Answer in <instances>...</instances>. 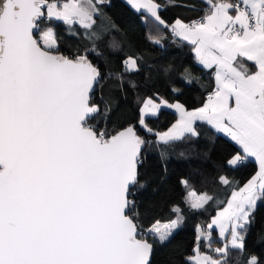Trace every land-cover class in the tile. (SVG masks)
Listing matches in <instances>:
<instances>
[{"label": "snow or ice", "instance_id": "6c2138e0", "mask_svg": "<svg viewBox=\"0 0 264 264\" xmlns=\"http://www.w3.org/2000/svg\"><path fill=\"white\" fill-rule=\"evenodd\" d=\"M127 3L148 26L150 44L160 45L168 30L211 74L201 106L189 110L148 98L134 119L113 121L115 94L140 87L129 76L139 75L143 57L128 54L119 67L111 65L99 46L105 33L97 31L105 0H0V264H153L156 249L169 244L185 221L178 206L172 209L176 218L163 224L144 208L149 152L159 147L166 176L169 147L198 138L197 122L238 146L224 151L217 167L236 168L254 158L258 171L232 191L206 228L197 226L185 264H264L248 253L246 242L257 204L264 202V0ZM167 7H186L196 16L169 23L161 15ZM61 23L73 36L79 25L88 43L62 52ZM108 47L122 51L115 40ZM195 79L183 75L188 84ZM161 105L179 114L163 133L147 122ZM219 181L230 184L225 176ZM180 183L190 189L188 180ZM212 199L194 191L185 197L194 211ZM257 242L264 243V234Z\"/></svg>", "mask_w": 264, "mask_h": 264}, {"label": "trees", "instance_id": "16d2710c", "mask_svg": "<svg viewBox=\"0 0 264 264\" xmlns=\"http://www.w3.org/2000/svg\"><path fill=\"white\" fill-rule=\"evenodd\" d=\"M157 2L167 4L168 0ZM177 2L191 5L200 4L201 0ZM101 11L102 15L97 18V31L105 34L99 46L107 54L111 65L119 67L121 57L128 54L143 57L139 75L129 76L130 79L137 81L140 87L135 92L129 90L126 93L115 94L117 104L111 113L113 121L134 119L146 97L157 100L162 98L168 102L177 101L187 109L201 105L205 93L210 90L211 74L196 62L186 42L174 38L168 30H164L161 44H150L145 39L148 26L142 23L140 14L124 0H105ZM161 15L171 23L176 18L185 21L195 18L196 13L186 7H167L161 10ZM112 24H115L118 30L111 29ZM75 27L79 32L76 36L69 34L67 25L61 23L57 27V38L62 52L74 51L88 43L84 39V30L79 25ZM156 34L153 32V35ZM113 40L122 45V51L119 53H113L108 47ZM98 63L101 67L104 66L103 59ZM166 68L169 71H165ZM185 72L196 78L191 84L183 80ZM174 87L179 88L180 92H173ZM176 116L175 111L162 106L156 115L147 117V122L154 132L160 133L171 126ZM197 130L200 132L198 138L177 141L169 147L166 176L159 158V147L154 145L149 152L146 176L150 178V183L142 196L144 208L148 209L151 217L165 222L170 218H176L172 209L178 206L185 221L169 244L156 249L153 264H185V258L192 254L195 246L197 226L205 228L216 211L226 204L232 191L238 189L257 169L252 159L246 160L236 168L217 167L223 161L222 153L233 152L238 146L202 122H197ZM151 138L156 139L154 136ZM162 176H165L163 180ZM221 176H225L230 184H221L219 181ZM181 180H188L190 189L186 190L180 183ZM188 191H194L197 195L206 193L213 199L204 209L194 211L185 200ZM253 215L254 222L246 236L247 250L250 254L264 258V243L257 242L258 237L264 234V202H258ZM216 235L217 230L214 229L213 236ZM218 242L217 238L213 239V244ZM231 255L234 257L237 253L232 252Z\"/></svg>", "mask_w": 264, "mask_h": 264}, {"label": "crops", "instance_id": "0c3cea01", "mask_svg": "<svg viewBox=\"0 0 264 264\" xmlns=\"http://www.w3.org/2000/svg\"><path fill=\"white\" fill-rule=\"evenodd\" d=\"M126 3H127V0H124ZM128 4V3H127ZM174 103H176V101H173V102H170V104H174ZM199 106H201V105H199ZM199 106H197V107H199ZM169 108V107H168ZM170 109H172L173 111H175L176 112V110L174 109V108H170ZM191 109H193V108H190L189 110H191ZM176 114H177V116H176V119H175V121L171 124V126L166 130V131H163V132H167L171 127H172V125L173 124H175L176 122H177V120L179 119V114L176 112ZM163 132H160V133H163ZM222 134V133H221ZM249 159H252L255 163H256V165H257V169H256V171H255V173L258 171V164H257V162L255 161V159L254 158H249ZM255 173L249 178V179H251L254 175H255ZM248 179V180H249ZM248 180L247 181H245L238 189H236V191H238L240 188H242L247 182H248ZM230 197H231V195H230ZM229 197V198H230ZM228 198V199H229ZM228 201V200H227ZM227 206V202H226V204L223 206V207H226ZM222 207V208H223ZM216 230H217V234H218V232H219V229H217V228H215ZM218 240H219V242H220V240H221V238L219 239L218 238Z\"/></svg>", "mask_w": 264, "mask_h": 264}, {"label": "rangeland", "instance_id": "374dc122", "mask_svg": "<svg viewBox=\"0 0 264 264\" xmlns=\"http://www.w3.org/2000/svg\"><path fill=\"white\" fill-rule=\"evenodd\" d=\"M148 98H151V97H146L144 100H146V99H148ZM151 99H152L154 102H156V103H160V100H161V99L157 100V99H154V98H151ZM176 102H177V101H176ZM169 103H170V102H169ZM179 103H180V102H179ZM141 106H142V104H141ZM162 106L167 107L166 105H161V107H162ZM223 208H224V207H223ZM223 208L218 209V210L216 211V213L210 218V220H209L208 223H210L211 220H212V218H214V217L217 215V213L220 212ZM174 219H175V218H174ZM165 222H167V221H165ZM165 222H161V223L163 224V223H165ZM208 223H207V224H208ZM206 226H207V225H206ZM205 228H206V227H205ZM217 229H218V228H217ZM213 238H217V239H218V238H219V237H218V234H217L216 236H213ZM219 239H220V238H219ZM214 246H216V247L221 246V243H220V242L215 243ZM191 255H192V254H191Z\"/></svg>", "mask_w": 264, "mask_h": 264}, {"label": "built area", "instance_id": "2783aa9c", "mask_svg": "<svg viewBox=\"0 0 264 264\" xmlns=\"http://www.w3.org/2000/svg\"><path fill=\"white\" fill-rule=\"evenodd\" d=\"M206 95H207V92L205 93V97H206Z\"/></svg>", "mask_w": 264, "mask_h": 264}]
</instances>
